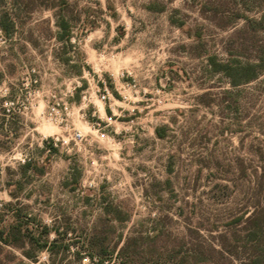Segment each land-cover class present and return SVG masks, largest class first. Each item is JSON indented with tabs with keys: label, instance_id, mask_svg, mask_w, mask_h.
I'll return each instance as SVG.
<instances>
[{
	"label": "rangeland",
	"instance_id": "obj_1",
	"mask_svg": "<svg viewBox=\"0 0 264 264\" xmlns=\"http://www.w3.org/2000/svg\"><path fill=\"white\" fill-rule=\"evenodd\" d=\"M0 24V264H264V0Z\"/></svg>",
	"mask_w": 264,
	"mask_h": 264
},
{
	"label": "trees",
	"instance_id": "obj_2",
	"mask_svg": "<svg viewBox=\"0 0 264 264\" xmlns=\"http://www.w3.org/2000/svg\"><path fill=\"white\" fill-rule=\"evenodd\" d=\"M0 25L2 28L4 27L2 24H0ZM258 60H259V63L256 64L255 66H253V67L257 68L256 72H254V74H253V77H257L260 70L264 69V56H258ZM108 113H110V111H108ZM6 242L13 244V242H11L10 240L6 241ZM251 264H254V263L252 262Z\"/></svg>",
	"mask_w": 264,
	"mask_h": 264
},
{
	"label": "built area",
	"instance_id": "obj_3",
	"mask_svg": "<svg viewBox=\"0 0 264 264\" xmlns=\"http://www.w3.org/2000/svg\"><path fill=\"white\" fill-rule=\"evenodd\" d=\"M105 90H107V89L105 88ZM105 98H106V96H105V95H103V96H102V99H105Z\"/></svg>",
	"mask_w": 264,
	"mask_h": 264
}]
</instances>
